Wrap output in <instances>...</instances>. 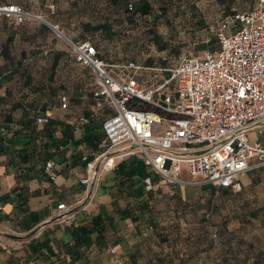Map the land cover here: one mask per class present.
Here are the masks:
<instances>
[{"label":"crops","instance_id":"0c3cea01","mask_svg":"<svg viewBox=\"0 0 264 264\" xmlns=\"http://www.w3.org/2000/svg\"><path fill=\"white\" fill-rule=\"evenodd\" d=\"M14 3L40 19L12 25L0 18V128L8 129L0 134V264H264V167L242 174L239 192L167 185L154 174L147 191L131 173L135 156L112 170L97 166L98 179L80 183L82 157L92 159L106 141L93 114L92 73L74 61L67 43L89 40L109 64L137 62L121 53L168 52L179 29L200 48L224 14L245 11L254 0ZM160 79L149 72L138 82L148 89ZM48 109L52 118L37 126L35 116ZM85 137H98L97 148ZM248 138L264 146V125ZM181 180H189L185 172ZM61 203L69 210L57 211Z\"/></svg>","mask_w":264,"mask_h":264},{"label":"built area","instance_id":"2783aa9c","mask_svg":"<svg viewBox=\"0 0 264 264\" xmlns=\"http://www.w3.org/2000/svg\"><path fill=\"white\" fill-rule=\"evenodd\" d=\"M0 18L21 25L40 16L16 3H0ZM51 29L57 38L63 37L58 26ZM215 35L216 48L179 56L170 68L131 60L109 64L91 41L67 42L74 61L92 73L93 114L101 119L106 141V148L92 159L82 157V185L98 179L97 166L112 170L131 156L164 184L210 185L216 191L239 192L238 178L264 167V146L248 138L250 130L264 125V0L224 14ZM155 70L168 74L148 89L138 82ZM59 100L66 109L67 97ZM135 101L145 109L134 108ZM51 118L48 109L35 116L34 123L44 126ZM7 132L5 126L0 128L1 135ZM52 166L50 161L45 164L48 171ZM183 172L189 180H181ZM143 183L147 191L152 189L151 177ZM56 209L66 212L69 207L61 203Z\"/></svg>","mask_w":264,"mask_h":264},{"label":"rangeland","instance_id":"374dc122","mask_svg":"<svg viewBox=\"0 0 264 264\" xmlns=\"http://www.w3.org/2000/svg\"><path fill=\"white\" fill-rule=\"evenodd\" d=\"M9 3H14V0H6ZM220 21V20H219ZM216 24L218 25L219 22L217 21ZM178 25V24H177ZM215 25L211 31V33H209L208 38H209V42L207 44H204L203 47L200 48H196V44L192 43L193 40H189L188 42L185 41V36L183 33H181V29H179V34H176L175 37L170 38L169 42L167 43L168 47V52L165 53H161L159 51H155L153 53H136V54H119L116 55L119 58L121 57L123 60L125 59H134L137 61V63H143L147 65V61L148 59H151L154 63V66H158V64L161 67H165V68H170L173 65H176L177 59L179 56H184V55H188L191 54L193 56H198L201 54V51H206V50H210L213 48L217 47V39H216V32L218 29V26ZM142 40V44L143 45H149L150 43L146 40V39H141ZM175 47V48H174ZM177 48H181L180 50L178 49L177 51H175ZM155 74L157 73L158 75H160V77H166L168 72H160V71H153Z\"/></svg>","mask_w":264,"mask_h":264},{"label":"trees","instance_id":"16d2710c","mask_svg":"<svg viewBox=\"0 0 264 264\" xmlns=\"http://www.w3.org/2000/svg\"><path fill=\"white\" fill-rule=\"evenodd\" d=\"M1 4H7V3H1ZM17 4V3H16ZM214 49V48H213ZM92 103V102H91ZM132 104V103H131ZM93 105V103H92ZM132 106H134V108H140V109H145V107L143 105H141L140 103H138V101H135L134 104H132ZM84 140L91 145L92 148L96 149L99 142H100V139L98 137H93V138H90V137H85ZM136 158V157H135ZM137 159V160H136ZM134 159V163L136 164V167L134 166L133 169L131 170V173H136L139 177H141L142 179H144L145 177H152L153 176L151 175V173L148 172L146 166L143 165L142 161L138 158ZM151 178V179H152ZM80 231L84 233H89V231L85 230V228L83 227H80L79 228Z\"/></svg>","mask_w":264,"mask_h":264}]
</instances>
